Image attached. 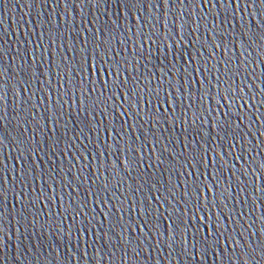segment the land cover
I'll return each instance as SVG.
<instances>
[{
    "label": "snow or ice",
    "instance_id": "obj_1",
    "mask_svg": "<svg viewBox=\"0 0 264 264\" xmlns=\"http://www.w3.org/2000/svg\"><path fill=\"white\" fill-rule=\"evenodd\" d=\"M131 2L134 3L135 0H131ZM166 2H167V0H166ZM85 64H90L92 66L93 73H95L96 71H99L101 73V75H103L104 72H108L109 76L111 77L114 73L118 72V68H117V66L115 64H113L110 68H108V67H100L101 65H106L107 64V61L104 60V53H99V59L93 58V60L91 62L89 61V59L88 60L83 59V63L80 65L81 70H84ZM112 82H114V87L115 88H119L120 87V84H118L115 80H113ZM93 83H95L94 79H93ZM225 83H227V82L225 81ZM107 84H108V82L105 81V87H107ZM201 88L202 89L204 88V82L203 81H201ZM227 90L228 91H233V92L235 91V89L232 88L231 85H228ZM242 91H243V89H241V92ZM113 95H115V93H113ZM207 95H208V93L206 92V94H205V92H204V96L206 97ZM126 98H127V96H126ZM224 98H225L226 101L228 100L227 94H225ZM169 102L171 103V101H169ZM82 103H83V101H82ZM261 103H264V100H262ZM198 214L199 213H197V217L199 219L203 220V217H199ZM180 223L184 224L183 219H181ZM202 239H203V237H202Z\"/></svg>",
    "mask_w": 264,
    "mask_h": 264
}]
</instances>
